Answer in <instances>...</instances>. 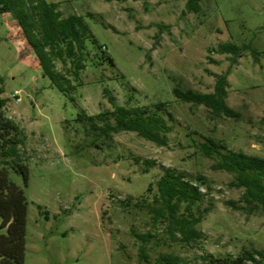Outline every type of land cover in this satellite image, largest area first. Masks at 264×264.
<instances>
[{
  "label": "rangeland",
  "instance_id": "374dc122",
  "mask_svg": "<svg viewBox=\"0 0 264 264\" xmlns=\"http://www.w3.org/2000/svg\"><path fill=\"white\" fill-rule=\"evenodd\" d=\"M188 1L47 0L58 4L63 18L82 16L104 52L91 53L92 64L78 83L71 79L76 89L70 96L44 76L15 18L0 14L4 113L26 136L21 152L28 185L10 174L28 201L25 264H157L167 255L182 264H210V256L264 252V213L229 207V201L243 205L244 189L231 187L235 176L213 170L218 160L201 152V144L212 139L227 150L264 158V0H199V13L188 10ZM226 43L250 46L257 57L249 50L233 64L218 52ZM102 55L115 66L103 63ZM54 65L68 75L69 63L54 59ZM224 74L227 104L241 114L239 120L212 118L206 107L173 94L175 88L213 93L215 75ZM104 89L119 106L165 104L161 113L172 127L167 145L122 132L93 146L97 133L77 119L113 110ZM134 158L156 166L142 173ZM166 169L193 181L203 177L209 187L200 186L205 198L193 208L196 217L208 210L194 226L201 234L196 241L183 243L179 234L173 240L166 223L153 222L156 183ZM149 233L143 258L136 236Z\"/></svg>",
  "mask_w": 264,
  "mask_h": 264
},
{
  "label": "trees",
  "instance_id": "16d2710c",
  "mask_svg": "<svg viewBox=\"0 0 264 264\" xmlns=\"http://www.w3.org/2000/svg\"><path fill=\"white\" fill-rule=\"evenodd\" d=\"M187 7L191 12H200L199 0H189ZM0 14H10L15 18L44 76L65 95L70 96L76 89V85H71V79L78 83L81 72L92 64L91 53L94 51L97 56L100 51L104 53L97 40L93 39L84 18L78 15L63 18L56 3H48L47 0H0ZM249 50L250 46H238L233 43L218 46V52L230 55L233 64ZM251 53L257 57L253 50ZM100 58L103 63L115 66L111 57L102 55ZM54 59L64 65L70 64L67 76L55 70ZM215 79L213 93L175 88L173 94L182 103L206 107L212 118L227 117L239 120L241 114L227 104L230 86L228 74L215 75ZM103 93L113 110L93 117L80 113L77 119L79 123L88 124L89 129L97 133L93 146L100 147L102 138L111 139L113 135L122 132L136 133L160 147L167 145L172 127L161 113L165 104L154 105V109L119 106L108 89H104ZM70 98L74 101L73 97ZM129 98L132 99L133 96L130 95ZM6 104L7 100L2 98L0 93V264H25L28 201L24 189L11 180L10 174H17L23 179L25 186L28 185L29 167L21 152L26 136L17 124L6 117ZM97 121H101L103 125L99 126ZM201 152L207 158L218 160L212 166L213 170L235 176L231 187L244 189L240 200L243 205L229 201L226 203L229 207L249 215L264 213V158L227 150L212 139L201 144ZM134 162L141 167L142 173H148L156 166V162L151 160L134 158ZM201 185L209 190L203 177L193 181L189 180L186 174L170 169H166L157 181V196L154 199L157 207L152 209L153 222L166 223L168 235L173 240L177 239V234L181 236L179 241L183 243L200 238L201 234L194 226L202 221L208 210L200 212L196 217L193 208L205 198ZM39 209L43 214L42 208ZM136 238L142 242L139 254L144 258L151 234L137 235ZM263 260L264 252L260 250H246L236 259H215L210 256V264H262ZM157 264H182V260L167 255L160 257Z\"/></svg>",
  "mask_w": 264,
  "mask_h": 264
},
{
  "label": "built area",
  "instance_id": "2783aa9c",
  "mask_svg": "<svg viewBox=\"0 0 264 264\" xmlns=\"http://www.w3.org/2000/svg\"><path fill=\"white\" fill-rule=\"evenodd\" d=\"M13 99H15L16 103L19 104L21 102L20 93L19 92H15L13 94Z\"/></svg>",
  "mask_w": 264,
  "mask_h": 264
}]
</instances>
